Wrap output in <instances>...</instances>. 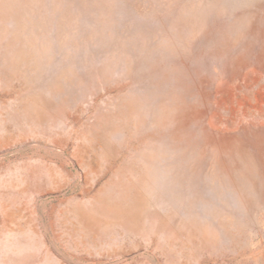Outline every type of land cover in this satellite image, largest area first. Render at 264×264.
<instances>
[{"label": "rangeland", "instance_id": "obj_1", "mask_svg": "<svg viewBox=\"0 0 264 264\" xmlns=\"http://www.w3.org/2000/svg\"><path fill=\"white\" fill-rule=\"evenodd\" d=\"M0 264H264V0H0Z\"/></svg>", "mask_w": 264, "mask_h": 264}]
</instances>
